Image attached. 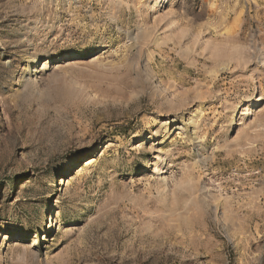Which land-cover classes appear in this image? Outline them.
Wrapping results in <instances>:
<instances>
[{"label":"rangeland","instance_id":"1","mask_svg":"<svg viewBox=\"0 0 264 264\" xmlns=\"http://www.w3.org/2000/svg\"><path fill=\"white\" fill-rule=\"evenodd\" d=\"M261 99L264 0H0V264H264Z\"/></svg>","mask_w":264,"mask_h":264},{"label":"snow or ice","instance_id":"2","mask_svg":"<svg viewBox=\"0 0 264 264\" xmlns=\"http://www.w3.org/2000/svg\"><path fill=\"white\" fill-rule=\"evenodd\" d=\"M259 95V93H257ZM260 104H264V99L259 100V104H256V107H259ZM0 197H2V188H0ZM5 229L3 227H0V240H3V232Z\"/></svg>","mask_w":264,"mask_h":264},{"label":"bare ground","instance_id":"3","mask_svg":"<svg viewBox=\"0 0 264 264\" xmlns=\"http://www.w3.org/2000/svg\"><path fill=\"white\" fill-rule=\"evenodd\" d=\"M45 64H48V62H46ZM88 160H89V161H88ZM92 161H93V159H90V158L87 159L85 165L87 166V165L91 164ZM82 169H83V168H82ZM82 169H80L78 172H80ZM65 181H66V179H65ZM70 182H71V180L69 179V180L67 181V184L70 183Z\"/></svg>","mask_w":264,"mask_h":264}]
</instances>
